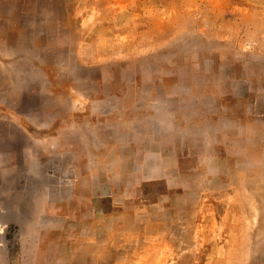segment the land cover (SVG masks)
<instances>
[{
    "label": "rangeland",
    "instance_id": "obj_1",
    "mask_svg": "<svg viewBox=\"0 0 264 264\" xmlns=\"http://www.w3.org/2000/svg\"><path fill=\"white\" fill-rule=\"evenodd\" d=\"M0 264H264V0H0Z\"/></svg>",
    "mask_w": 264,
    "mask_h": 264
}]
</instances>
